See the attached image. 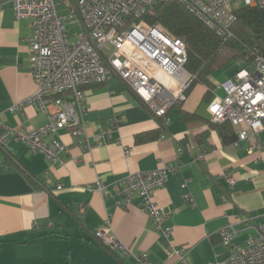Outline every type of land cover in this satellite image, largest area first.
I'll return each instance as SVG.
<instances>
[{
	"label": "crops",
	"instance_id": "obj_1",
	"mask_svg": "<svg viewBox=\"0 0 264 264\" xmlns=\"http://www.w3.org/2000/svg\"><path fill=\"white\" fill-rule=\"evenodd\" d=\"M32 34L30 21L17 19L10 2L0 5V135L2 125L36 129L49 119L33 103L10 109L37 90ZM226 66L210 74L212 98L214 92L225 94L222 82L240 69L226 72ZM208 89L196 84L161 125L113 76L84 88L91 147L83 148L71 128L46 137L68 146L62 163H52L21 140L0 144V264H139L133 256L142 253L157 264H181L176 249L184 250L186 264H218L231 253L221 234L229 226L236 230L234 248L245 246L264 225V132L262 148L252 151L251 139H239L241 126H232L234 138L224 136L208 111ZM113 118L117 127L96 139ZM152 131L155 138L136 139ZM200 152L205 156L196 161ZM168 165L173 170L156 190L166 213L164 226L172 230L166 238L156 231L141 198L134 194L126 202L114 185L138 171ZM98 178L106 184V196L96 188ZM108 226L130 253L117 252L118 258L95 236Z\"/></svg>",
	"mask_w": 264,
	"mask_h": 264
},
{
	"label": "built area",
	"instance_id": "obj_2",
	"mask_svg": "<svg viewBox=\"0 0 264 264\" xmlns=\"http://www.w3.org/2000/svg\"><path fill=\"white\" fill-rule=\"evenodd\" d=\"M167 0H0L10 2L17 19H27L33 29L30 42L31 73L37 90L12 106V111L33 103L48 113V122L40 128L2 125L0 144L21 140L35 152H41L52 163H62L68 146L59 139L46 137L60 129L71 128L81 136L83 148L91 147L87 134V105L84 88L119 78L157 118L168 120V111L176 101L186 98L194 75L185 68L187 49L184 41L171 36L160 24L145 20L154 14L153 5ZM189 11L206 24L230 34L238 5L264 8V0H181ZM64 5L67 14H61ZM221 84L225 94L213 93L208 111L214 122L241 126L239 139H251V151L261 149L260 133L264 132V57L255 58L253 67L246 65ZM118 125L113 118L110 129L102 130L99 139ZM164 137V134L161 135ZM179 148V152H181ZM125 153L129 149L125 148ZM205 154L194 158L200 161ZM173 166L136 172L118 180L116 193L126 202L137 194L156 229L168 238L171 227L164 226L166 213L156 200ZM226 176L229 171L224 172ZM100 178L97 190L107 195ZM184 184L183 186H185ZM120 202L118 201L117 204ZM236 230L222 229L223 243L231 250L228 259L218 264H264V225L256 228L243 247L234 248ZM95 236L121 255L130 253L116 237L111 226L100 228ZM171 247V245H170ZM169 247V249H170ZM181 264L184 250L176 249ZM140 264H154L147 253L133 256Z\"/></svg>",
	"mask_w": 264,
	"mask_h": 264
},
{
	"label": "trees",
	"instance_id": "obj_3",
	"mask_svg": "<svg viewBox=\"0 0 264 264\" xmlns=\"http://www.w3.org/2000/svg\"><path fill=\"white\" fill-rule=\"evenodd\" d=\"M153 8L155 13L145 14V20L151 24H160L171 36L182 39L186 45L185 68L194 75L186 91V97L196 84L203 83L209 88L206 98L210 102L212 99L210 90L214 85L209 77L215 69L241 59L245 60L247 66L253 67L257 56L264 57V8L242 4L234 8L235 20L230 34L221 33L218 28L206 24L189 11L181 0L157 2ZM183 101H176L174 105H179ZM159 120L162 125L165 119L160 118ZM213 123L220 126L224 136L227 132L231 133L232 138L235 137L233 134L235 130L230 122ZM151 137L155 138L153 131L139 134L136 139L144 141ZM107 248L115 256L121 258L116 251Z\"/></svg>",
	"mask_w": 264,
	"mask_h": 264
},
{
	"label": "rangeland",
	"instance_id": "obj_4",
	"mask_svg": "<svg viewBox=\"0 0 264 264\" xmlns=\"http://www.w3.org/2000/svg\"><path fill=\"white\" fill-rule=\"evenodd\" d=\"M58 10L60 11L61 14H67V12H68L64 5H59ZM239 68H240V64L238 63V61L234 60V61L230 62L229 64H227V66L224 68V70L226 72H233ZM221 92L223 93V90H221Z\"/></svg>",
	"mask_w": 264,
	"mask_h": 264
},
{
	"label": "bare ground",
	"instance_id": "obj_5",
	"mask_svg": "<svg viewBox=\"0 0 264 264\" xmlns=\"http://www.w3.org/2000/svg\"><path fill=\"white\" fill-rule=\"evenodd\" d=\"M138 172H146V171H138ZM128 177V176H127ZM125 179V178H124ZM104 184V186L106 187V184L105 183H103ZM114 188H116L117 189V186L116 185H114ZM154 223V222H153ZM167 227H170V226H167ZM156 231L160 234L161 233V231H160V229H156ZM133 259L137 262V263H139L134 257H133ZM150 259V258H149ZM151 260V259H150ZM152 261V260H151ZM154 264H157V263H155L154 261H152ZM140 264V263H139Z\"/></svg>",
	"mask_w": 264,
	"mask_h": 264
}]
</instances>
